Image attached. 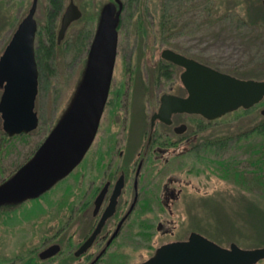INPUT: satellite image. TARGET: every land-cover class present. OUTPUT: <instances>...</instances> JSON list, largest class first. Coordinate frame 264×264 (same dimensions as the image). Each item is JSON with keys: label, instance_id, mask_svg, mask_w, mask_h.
<instances>
[{"label": "flooded vegetation", "instance_id": "flooded-vegetation-1", "mask_svg": "<svg viewBox=\"0 0 264 264\" xmlns=\"http://www.w3.org/2000/svg\"><path fill=\"white\" fill-rule=\"evenodd\" d=\"M3 1L24 10L21 20L33 4V0ZM36 1L33 44L38 91L41 72L45 66L52 71L56 50L79 56L83 68L77 84L81 86L106 10L116 40L114 63L97 131L81 161L40 194L0 203V264H140L161 245L187 240L191 232L203 235L192 217L188 222L176 219L190 185L182 174L198 171L199 147L215 138L211 126L226 115L210 120L163 107V97L185 98L188 90L181 80L185 67L166 59L162 52L168 50L225 72L175 48L164 47L153 55L151 43H135L134 34L150 33L137 14L135 4L141 0ZM188 2L164 0V34L159 22L154 26L160 38L170 37L171 29H177L181 13L192 6ZM206 3L201 8L210 18L220 3ZM174 5L177 9L172 10ZM67 11L71 22L61 35ZM2 92L0 85V96ZM253 107L260 108L264 118V98ZM16 136L6 135L5 140ZM37 148L0 185L27 164ZM5 154L0 151V160ZM53 247V255L43 256Z\"/></svg>", "mask_w": 264, "mask_h": 264}, {"label": "rangeland", "instance_id": "rangeland-1", "mask_svg": "<svg viewBox=\"0 0 264 264\" xmlns=\"http://www.w3.org/2000/svg\"><path fill=\"white\" fill-rule=\"evenodd\" d=\"M29 1V0H28ZM189 10L181 13L177 29H171V36L160 38L156 24L163 12L164 0H144L137 5V14L143 20V26L150 30L147 34H134L135 43H151L150 51L158 55L161 48H175L186 52L190 57L199 58L202 62L217 66L243 79H264V7L261 0H211L220 3L209 17L202 6L206 0H188ZM7 2V1H6ZM0 2V54L11 38L18 22L25 15L18 10ZM7 5V6H6ZM200 6V8H199ZM5 7L10 8L9 11ZM177 9V5L172 10ZM135 12L134 16H138ZM141 14V15H140ZM136 19L133 29L136 30ZM182 23H186L185 27ZM153 25V28L151 27ZM57 55L51 61L52 71L46 66L41 72V87L37 94L35 108L40 118L35 131L27 135L7 138L0 151L6 154L0 160V181L11 175L17 167L33 154L38 145L65 114L78 88V80L83 64L79 56L72 52L56 50ZM82 58V57H81ZM80 60V59H79ZM260 108L239 109L219 118L211 126V137L230 135L235 137L264 119L259 114ZM0 120V132L1 130ZM259 144L260 159L264 161V147L260 148V137L251 139ZM248 142L241 140L239 144L230 142L218 152L213 151L198 158V171L192 175H184L190 181L185 189L187 199L184 206L179 207V221L196 220L204 237L214 241L221 247L236 243L239 247H264V189L247 181L235 184L231 179H224L218 174V166L214 161L227 160L245 172L252 169L248 162ZM245 145V146H244ZM204 154V153H203ZM264 174V163L261 165ZM159 240V239H158ZM131 264V261H128ZM256 264H264V260Z\"/></svg>", "mask_w": 264, "mask_h": 264}, {"label": "water", "instance_id": "water-1", "mask_svg": "<svg viewBox=\"0 0 264 264\" xmlns=\"http://www.w3.org/2000/svg\"><path fill=\"white\" fill-rule=\"evenodd\" d=\"M36 3L33 0L0 57L1 129L8 136L32 132L39 123L34 108L38 93L33 44ZM69 14L67 11L62 18L61 35L71 22ZM98 30L84 78L70 107L28 163L0 185V203L19 201L48 189L81 161L90 146L108 96L114 63L116 40L108 10ZM162 56L185 67L181 80L188 90L185 98L163 97V107L169 105L173 111L198 113L214 120L239 108L248 110L264 98V80L234 77L168 50ZM261 113L264 115V108ZM54 248L44 251L43 256L53 255ZM155 251L140 264H256L264 260V247L243 249L236 243L221 247L196 232H191L187 240L161 245Z\"/></svg>", "mask_w": 264, "mask_h": 264}, {"label": "trees", "instance_id": "trees-1", "mask_svg": "<svg viewBox=\"0 0 264 264\" xmlns=\"http://www.w3.org/2000/svg\"><path fill=\"white\" fill-rule=\"evenodd\" d=\"M163 24H164V17L163 14H160V21H159V27H161V32L164 34L165 30L163 31ZM238 112H235L234 114H237ZM0 137L3 138L1 142L5 141L6 134L4 132H0ZM254 137H260L262 140V143L260 145V148L264 147V119L260 120L258 124L250 127L249 131H245L243 133H240V135H236L235 137L228 136V135H218V137L212 138L211 140L204 141V144L199 147V156H204L205 154H209L210 152L216 151L219 153V151L224 150L230 142H234L236 144H239L241 140L247 141L246 148L249 149V156H248V162L249 165L252 167V169L248 171H244L243 169H239L234 162H229L227 160H220V161H212L215 162L218 166V174L224 179H232L235 184H238L242 186V184H245L246 180V173L249 172V178H247V181H250V183H256V185L260 186L264 189V174L262 172L261 165L264 163L263 160L260 159L259 154V144L253 142L251 139ZM204 153V154H203Z\"/></svg>", "mask_w": 264, "mask_h": 264}]
</instances>
